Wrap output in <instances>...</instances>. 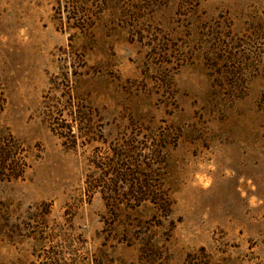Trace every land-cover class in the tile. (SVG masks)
<instances>
[{"label":"rangeland","instance_id":"obj_1","mask_svg":"<svg viewBox=\"0 0 264 264\" xmlns=\"http://www.w3.org/2000/svg\"><path fill=\"white\" fill-rule=\"evenodd\" d=\"M0 264H264V0H0Z\"/></svg>","mask_w":264,"mask_h":264},{"label":"trees","instance_id":"obj_2","mask_svg":"<svg viewBox=\"0 0 264 264\" xmlns=\"http://www.w3.org/2000/svg\"><path fill=\"white\" fill-rule=\"evenodd\" d=\"M10 170H11V169H10ZM11 171H13V169H12ZM16 177H21V176L17 174V175H15V178H16Z\"/></svg>","mask_w":264,"mask_h":264}]
</instances>
